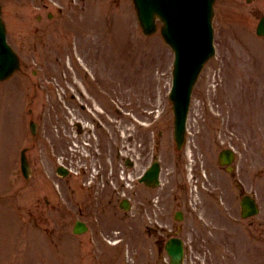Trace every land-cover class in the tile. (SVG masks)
<instances>
[{
    "label": "rangeland",
    "instance_id": "obj_1",
    "mask_svg": "<svg viewBox=\"0 0 264 264\" xmlns=\"http://www.w3.org/2000/svg\"><path fill=\"white\" fill-rule=\"evenodd\" d=\"M108 1H112L115 8L111 4L105 6L101 0L99 3L89 2L87 8H90V12L79 10L74 16L55 12L54 17L47 21L45 17L37 19L38 11L34 8V5H39L37 0H2L5 2L3 18L8 29V40L19 53L23 68L9 81L0 82V196L11 194L25 183L17 165L18 156L15 161V148L19 143L21 128L27 122V108L40 114L44 109L41 104L46 97L58 101V88L63 99L68 96V92L64 95L61 90L71 85L63 83L70 84L67 72L73 75V67L79 63L74 56L72 62L70 50L62 48L68 40H73V43L81 40L80 44L89 40L82 45L84 48L92 46V51L85 59L89 71L95 74L104 87L113 88L111 93L115 94V102L134 118L148 121L146 112L154 108L157 126L142 129L133 127L131 119L124 123V127H120V131L126 130V134L130 132L134 135L136 144H124H127V155L136 160V166L125 171L127 186L122 188L121 179L111 174L108 184L105 181L100 184L101 189H104L102 192L81 190L79 183L82 180L79 179L74 184L73 180L67 183L64 178H58L53 171L54 160L49 152H39V147L30 150L28 156L34 173L29 181V189L20 192L14 199L0 200V264H73V238L67 236L63 240L56 229L41 232L36 218L18 215L17 210L28 199L32 202L28 211L44 215L47 220L59 218L67 235L72 234L77 201H83L79 207L84 209L83 217H77L88 221L93 229H98L99 225L89 221L88 215L93 207L92 200L99 199V209L107 217V221L104 217L106 225L102 232L111 239L123 236L128 241L134 237L131 238V247L142 259L144 253L139 240L146 239L141 230V225L146 221L140 212H148V204L167 192V187L174 185V191L160 201L165 207L162 215L164 213L168 217L167 221L176 223L172 214L177 202L186 206L187 202L193 206L199 204L200 199L195 195L199 188L195 184L200 182V171L205 172L212 183L228 188V177L219 171L216 164L217 154L223 147H235L247 168L252 164H264V39L257 38L255 34L258 19L264 14V0H217L213 22L216 54L203 69L194 88L187 122V144L181 152H177L174 147L172 111L167 96L173 53L159 33L150 37L142 35L130 0ZM58 2L67 4V0ZM97 4H101V7ZM112 8L115 10L107 13ZM109 15L116 17L115 20H108ZM72 20L73 37L66 33ZM78 25L88 27H76ZM100 56L103 63H97ZM64 57L70 60L69 66L62 64ZM120 71L126 73L127 84L134 81L137 85L133 84V88L127 84L122 86L109 78L113 72ZM111 111L110 121L115 120L112 116L118 118ZM156 134L158 147L154 152L162 167V186L150 190L139 185L136 179L150 162L153 153L150 142ZM28 137L31 138L30 135ZM64 142H60L61 146ZM140 142L143 143V149L140 148ZM24 145H30V141L22 139L19 149ZM46 147H49L47 143ZM118 147V141L110 142L107 150L114 153ZM139 154H143V160L136 157ZM39 155L45 166L38 163ZM48 179L59 181L62 202H56L51 195ZM255 183L257 188L263 187L262 181L255 180ZM185 184L189 187L186 193L183 191ZM73 185H76V195L73 194ZM123 195L132 202V209L128 212L118 208ZM45 199H49L48 204ZM206 203L212 205L208 201ZM186 223H190V220ZM216 224L221 243L222 240L228 243L230 235L228 237L227 233L232 231L231 222L220 217L216 219ZM113 227L116 233L113 231L112 234ZM147 242L150 243L149 240ZM91 247L92 250L88 252L79 250L78 264H84L85 253L88 259L92 258V264H121L119 252L109 251L105 244L99 245L98 251L93 245Z\"/></svg>",
    "mask_w": 264,
    "mask_h": 264
},
{
    "label": "flooded vegetation",
    "instance_id": "obj_2",
    "mask_svg": "<svg viewBox=\"0 0 264 264\" xmlns=\"http://www.w3.org/2000/svg\"><path fill=\"white\" fill-rule=\"evenodd\" d=\"M90 80L87 76H80L78 71L73 72V91L81 92L80 87H78L77 84L81 86V88L85 89L86 93L88 94V91L91 92L92 98H90V101H87V99H84L80 104L73 103V113L75 121L73 122L74 128L77 134L80 135L79 132H82L81 127L84 126H93V117L90 113H93L94 116H97L101 120V124L105 125L107 124L106 119L100 115V113L96 110L99 106L102 107L103 111L105 108L101 104H96L97 102H93V100L98 101L99 98L101 99L104 95V89L101 88H95V82L89 83ZM88 84H90V88L88 87ZM98 87V85H95ZM81 95L84 96L83 93ZM52 103H54L51 100ZM48 103H42L41 106L44 108L43 111L40 113V130L41 135L40 137L49 139L53 142V146L55 145V138L53 135V128H59V133L62 131L61 128H64L63 130L66 132L68 129V126L64 124V121L62 120H53L51 117H49L50 108L55 110V105ZM98 105V106H97ZM151 119V117H150ZM124 120L120 121V124H122ZM120 124H118L120 126ZM37 128H39V124L37 125ZM84 133L90 134L91 132L89 130H85ZM89 136V135H88ZM132 144L136 143V141L131 138ZM155 141V142H154ZM151 141L150 144H154L156 147V137L155 140ZM126 142V141H125ZM130 143V141H128ZM127 143V142H126ZM122 146L124 147V141L122 143ZM144 145V149H145ZM121 151H118V158L120 157L119 154ZM55 157H60L61 154L57 151L53 153ZM140 158L143 160V154L140 155ZM145 158V156H144ZM237 157H234L233 164H232V195L236 201V204L234 205V209H231L230 206L226 207V213L230 215L231 218L234 219V221L238 222L242 220L240 218V207L239 202L241 198L247 194V187H252L254 185L253 179H244L242 178V174H239L241 177L236 178L235 174L238 171V173L243 172L244 169H246V165L243 163V161H240L236 159ZM121 160L120 158L118 159ZM253 164L250 166V175H256L261 177V181H263V171H257L253 172ZM223 170L226 169V167L222 168ZM236 171V172H235ZM237 173V174H238ZM247 175V174H246ZM247 175V176H250ZM252 178V177H251ZM173 188L167 187L164 194H160L161 197L158 196V203L154 205V203L148 204L149 210L146 212V210H141L140 214L143 217V215H146L145 221L152 223L151 225H148L147 223H144L142 225L144 232L148 237H150L151 242L149 243V252L147 253V257L145 261L139 260V264H167L169 261V258L165 252V244L167 241L171 238H179L182 240L184 245V254H183V263L184 264H228V258L226 254H233L235 261L234 264H251V258L250 256L253 254V247L252 245L245 244L243 241L240 240V248L231 247L230 249L225 248L227 246L226 241L221 242H215V239H218V236H215L214 233L209 232L211 235V238H208L204 235V232H200L197 229V226L195 224L193 225H187L186 227H182L180 232H176L175 226L173 222L167 221V216L163 213L162 210L165 209L163 207V203H161L162 199L165 196H169L170 190ZM210 192H212L209 189ZM258 196V193H256ZM254 196V195H253ZM156 201V199H154ZM161 201V202H160ZM75 202V201H74ZM146 203V202H144ZM75 210L73 212V217L76 218L78 215V211L82 214L83 209L81 207H78V204L76 202V205L74 206ZM188 208V207H187ZM189 209V208H188ZM184 210H186L184 208ZM202 210L203 215L205 219L209 223H214L216 218V213H218V209L214 211L210 207H207L204 203H202ZM182 215L183 212L181 211ZM240 218V220H239ZM244 227V226H243ZM245 228V227H244ZM204 230V229H203ZM246 235L249 236L250 239L255 240L258 244H261V249L264 252V218L260 217L259 219H255L254 217L247 219V226L245 228ZM244 232V231H243ZM203 233V234H202ZM238 232L234 230L233 235H237ZM204 235L206 239L201 238V236ZM149 239V238H147ZM207 240H210L211 242H207ZM216 243V247H212L213 244ZM143 245H146L147 242H142ZM147 246H144L146 248ZM240 250L239 254H236L235 251ZM224 251L226 253H224ZM229 252V253H227Z\"/></svg>",
    "mask_w": 264,
    "mask_h": 264
},
{
    "label": "water",
    "instance_id": "obj_3",
    "mask_svg": "<svg viewBox=\"0 0 264 264\" xmlns=\"http://www.w3.org/2000/svg\"><path fill=\"white\" fill-rule=\"evenodd\" d=\"M215 0H133L139 25L144 35L157 30V21L162 23L161 35L174 51L173 87L170 100L174 113V137L177 148L184 142L185 120L190 94L204 64L213 56V29ZM264 35V17L257 28ZM19 58L6 42V29L1 19L0 7V81L11 77L19 70ZM22 169L27 176L26 160ZM157 168L147 176L157 181Z\"/></svg>",
    "mask_w": 264,
    "mask_h": 264
}]
</instances>
